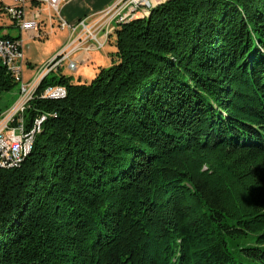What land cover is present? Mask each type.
<instances>
[{
  "label": "trees",
  "instance_id": "16d2710c",
  "mask_svg": "<svg viewBox=\"0 0 264 264\" xmlns=\"http://www.w3.org/2000/svg\"><path fill=\"white\" fill-rule=\"evenodd\" d=\"M112 33L110 67L28 103L0 264H264V0H165Z\"/></svg>",
  "mask_w": 264,
  "mask_h": 264
},
{
  "label": "built area",
  "instance_id": "2783aa9c",
  "mask_svg": "<svg viewBox=\"0 0 264 264\" xmlns=\"http://www.w3.org/2000/svg\"><path fill=\"white\" fill-rule=\"evenodd\" d=\"M66 0H13L4 4V10L12 17L15 25L22 32H31L35 38H45L49 31L40 27L44 5L49 10L50 31L53 29V19L59 18V27L69 29L70 38L67 44L46 64H44L31 81L24 78V40L21 37H0V60L8 71L20 83L21 98L14 107L6 112H0V167H11L20 162L15 161V154L27 151L28 145H33L35 129L46 119L42 115L36 119L32 128L27 129L23 114L39 86L37 74L42 70L60 71L64 62L70 70H77L78 64L72 56L81 49L87 48L93 42V49L104 48L116 25L126 18L142 15V11L161 2L152 0H120L115 5L98 13L97 18H82L76 23H70L62 17L61 7ZM102 35V38L99 36ZM66 88L62 85H50L41 94L42 98H62L66 96Z\"/></svg>",
  "mask_w": 264,
  "mask_h": 264
},
{
  "label": "rangeland",
  "instance_id": "374dc122",
  "mask_svg": "<svg viewBox=\"0 0 264 264\" xmlns=\"http://www.w3.org/2000/svg\"><path fill=\"white\" fill-rule=\"evenodd\" d=\"M7 2H11V0H6ZM153 2H162L161 0H152ZM9 4V3H7ZM156 6V5H152ZM144 12V11H142ZM143 14V13H142ZM117 26V25H116ZM115 26V27H116ZM49 28H47L48 30ZM56 32L51 33L48 37L45 38H28L21 32L19 26L15 25L12 17L4 10V5L0 1V36L4 33H9L12 37L22 36L24 38V78L27 81L30 75V69L34 67L37 68L36 72L43 66V64H39L45 56L48 55L50 50L56 45V41L59 36L57 30ZM102 38V35L99 36ZM115 39L114 33L110 36V40L112 42ZM94 44L90 42L87 45V48L78 50L73 56L72 59L78 64L77 70H70L67 66V62H64L60 68V71L52 72L49 74V77H56L60 79L62 75L70 78L72 82H91L93 78L99 73L101 68H108L112 65V59L110 52L114 49V44L111 42H107L104 48L101 49H93ZM27 67L25 68V66ZM30 65H33L31 67ZM29 68V69H27ZM46 70H42L39 72V76H46L48 74L45 73ZM20 83L10 91H1L0 92V112L6 113L10 111L16 102L21 98L20 92ZM37 134V133H36ZM35 134V135H36ZM30 151V150H29ZM28 151V152H29ZM232 250L237 249L236 247H231Z\"/></svg>",
  "mask_w": 264,
  "mask_h": 264
},
{
  "label": "crops",
  "instance_id": "0c3cea01",
  "mask_svg": "<svg viewBox=\"0 0 264 264\" xmlns=\"http://www.w3.org/2000/svg\"><path fill=\"white\" fill-rule=\"evenodd\" d=\"M0 1L2 2L3 5L7 3L10 4L13 2V0H11V2H7L6 0H0ZM119 1L120 0H67L62 4L61 13H62V17L66 19L68 22L76 23L80 19L86 18V17H90L91 19L97 18L99 12L115 5ZM161 1L163 2L165 0H161ZM40 8L42 11L40 27L44 31H49L46 37H48L51 33L56 32L55 30L59 32L57 35L59 37L56 41V45L50 50V52L48 53L47 56H45V58L39 61L40 62L39 64L44 65L49 60H51L67 44L70 38V31L69 29H61L59 27V18H54L52 20L53 29L51 32L50 27H49L50 25L49 10L44 5H41ZM47 28L49 29L47 30ZM22 33L26 35L28 38H34L31 32H22ZM6 34H9V33H6ZM6 34L4 33L3 35H6ZM18 37L23 38V35L18 36ZM30 66L33 67V65H30ZM26 67L27 65L25 66V68ZM36 70H37L36 67H34L33 69H30V75H29L28 81H31L32 79H34V76L37 73Z\"/></svg>",
  "mask_w": 264,
  "mask_h": 264
},
{
  "label": "bare ground",
  "instance_id": "6f19581e",
  "mask_svg": "<svg viewBox=\"0 0 264 264\" xmlns=\"http://www.w3.org/2000/svg\"><path fill=\"white\" fill-rule=\"evenodd\" d=\"M67 1V0H66ZM143 14H148V8L146 9V11H144V12H142ZM137 16V15H136ZM133 18V17H132ZM129 19H131V18H126V19H124L123 21H126V20H129ZM52 72H55V71H49V70H46L45 71V73L46 74H50V73H52ZM38 74H39V72H38ZM37 74V82H41V79L43 78L42 76H39ZM27 123V122H26ZM40 128H41V126H38L36 129H35V133H34V136H33V143H34V139H35V134L36 133H38L39 131H40ZM32 147H33V145H28L27 146V151H24V152H22L21 154H15V160H18V159H20L21 158V156H22V154L23 153H27L29 150H31L32 149Z\"/></svg>",
  "mask_w": 264,
  "mask_h": 264
}]
</instances>
